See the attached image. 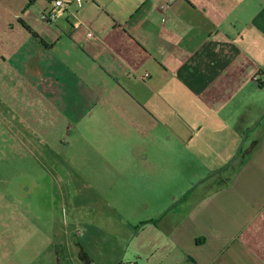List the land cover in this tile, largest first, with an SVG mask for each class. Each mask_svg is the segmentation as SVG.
Wrapping results in <instances>:
<instances>
[{
  "label": "crops",
  "instance_id": "0c3cea01",
  "mask_svg": "<svg viewBox=\"0 0 264 264\" xmlns=\"http://www.w3.org/2000/svg\"><path fill=\"white\" fill-rule=\"evenodd\" d=\"M64 1L73 2L71 12L57 10L47 23L41 15L56 10L52 0L39 8L34 0H0L4 67L15 72L17 57L27 67L55 53L47 69L91 85L105 108L94 119L105 123L109 147L115 141L121 150L114 164L126 180L169 163L211 172L199 180L235 170L164 230L145 225L157 231L146 246L158 255L145 254V264H264L261 0H175L165 15L163 0H82L80 8Z\"/></svg>",
  "mask_w": 264,
  "mask_h": 264
},
{
  "label": "rangeland",
  "instance_id": "374dc122",
  "mask_svg": "<svg viewBox=\"0 0 264 264\" xmlns=\"http://www.w3.org/2000/svg\"><path fill=\"white\" fill-rule=\"evenodd\" d=\"M36 1V8L45 3ZM57 60L44 53L25 67L17 57L15 72L0 60V264L156 260L146 246L155 229L145 225L164 230L180 218L174 214L228 183L234 167L199 180L211 172L169 163L148 178L128 172L126 180L114 164L121 150L115 141L109 147L105 123L94 119L105 110L97 91L71 72L47 69Z\"/></svg>",
  "mask_w": 264,
  "mask_h": 264
},
{
  "label": "built area",
  "instance_id": "2783aa9c",
  "mask_svg": "<svg viewBox=\"0 0 264 264\" xmlns=\"http://www.w3.org/2000/svg\"><path fill=\"white\" fill-rule=\"evenodd\" d=\"M74 1L79 8L82 7V0H74ZM52 2L56 10H53L50 13H43L41 15V19L47 23L54 22L56 20L57 10L71 12L72 3H73V2H66L64 0H52ZM174 3L175 0H163L159 4V11L164 15L167 14L172 9ZM88 35L89 37H94L93 33L91 32ZM254 80L258 82L257 77H255Z\"/></svg>",
  "mask_w": 264,
  "mask_h": 264
},
{
  "label": "trees",
  "instance_id": "16d2710c",
  "mask_svg": "<svg viewBox=\"0 0 264 264\" xmlns=\"http://www.w3.org/2000/svg\"><path fill=\"white\" fill-rule=\"evenodd\" d=\"M24 26H25V28H26L27 30H29L33 35L38 36L35 32L32 31V29H31L29 26H27L26 24H24Z\"/></svg>",
  "mask_w": 264,
  "mask_h": 264
}]
</instances>
